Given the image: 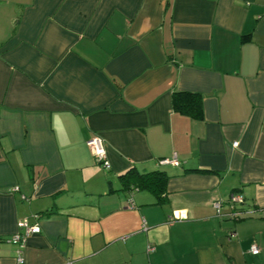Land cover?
<instances>
[{
	"label": "crops",
	"instance_id": "1",
	"mask_svg": "<svg viewBox=\"0 0 264 264\" xmlns=\"http://www.w3.org/2000/svg\"><path fill=\"white\" fill-rule=\"evenodd\" d=\"M22 219L23 264H264V0H0V264Z\"/></svg>",
	"mask_w": 264,
	"mask_h": 264
},
{
	"label": "built area",
	"instance_id": "2",
	"mask_svg": "<svg viewBox=\"0 0 264 264\" xmlns=\"http://www.w3.org/2000/svg\"><path fill=\"white\" fill-rule=\"evenodd\" d=\"M234 145L237 142L233 143ZM87 146L92 154L94 161L101 164L103 167H109V161L106 155V149L103 144L101 137L98 135H93L87 140ZM159 165H178V161L175 157L172 158H161L157 162ZM13 190H17V187H14ZM231 211L229 213L233 218H238L241 215L240 211L234 210L233 206L237 204L243 203V196L240 193L232 192L229 195L227 200ZM129 205H132V202L129 201ZM213 207L216 209L217 213H219L221 203L219 201H215L213 203ZM18 231L9 237L8 241L15 245V262L16 264H23V249L26 245V237L31 233H37L40 230V227L37 223L29 225L26 219L20 220L18 223ZM249 251L252 255H257L259 253V248L256 245H252L249 248ZM70 264V263H67ZM235 264V263H231Z\"/></svg>",
	"mask_w": 264,
	"mask_h": 264
},
{
	"label": "trees",
	"instance_id": "3",
	"mask_svg": "<svg viewBox=\"0 0 264 264\" xmlns=\"http://www.w3.org/2000/svg\"><path fill=\"white\" fill-rule=\"evenodd\" d=\"M171 102L172 108L176 111L187 114L192 118H200L202 116L201 96L198 93L173 92ZM119 177L123 188L146 189L156 195L157 202L163 200L161 194L164 193L168 180V175L165 172L154 170L147 173H139L135 169L130 168Z\"/></svg>",
	"mask_w": 264,
	"mask_h": 264
}]
</instances>
